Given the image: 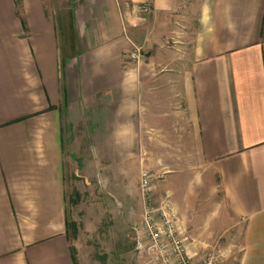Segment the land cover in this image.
<instances>
[{"label":"crops","instance_id":"crops-1","mask_svg":"<svg viewBox=\"0 0 264 264\" xmlns=\"http://www.w3.org/2000/svg\"><path fill=\"white\" fill-rule=\"evenodd\" d=\"M54 1L0 0V264H84L67 163L133 213L147 172L181 231L203 202L264 264V0Z\"/></svg>","mask_w":264,"mask_h":264},{"label":"rangeland","instance_id":"rangeland-1","mask_svg":"<svg viewBox=\"0 0 264 264\" xmlns=\"http://www.w3.org/2000/svg\"><path fill=\"white\" fill-rule=\"evenodd\" d=\"M69 1H54L57 7L54 16L56 21L62 11L58 8L68 4ZM58 10L60 11L58 12ZM194 37L193 32L192 34L190 32L187 39L177 35L175 40L169 41L168 47H181V42H183L186 44V49L191 51L194 47ZM68 155L69 153H66L67 161H69ZM84 172L85 170L82 168L77 169L76 163H70V165L67 163L66 165L67 219L76 225L77 230H73L71 236L80 247L83 263L145 264L143 255L138 251L140 238L136 231L145 215L144 208L141 209V202H134L136 213H133L127 206L128 202L112 201L102 192L99 172H91L89 181L84 178ZM136 180L137 177L132 172L130 181L136 182ZM203 190L201 187V196ZM139 192L142 200L141 178L139 179ZM111 193L113 194V192ZM117 196L114 195V197ZM202 204L203 202H200V233L181 231L182 236L187 240V245L199 257L216 251L221 252L224 264H238L241 254L239 233L228 227L225 231L216 228L215 232H205L213 217L210 211L201 208Z\"/></svg>","mask_w":264,"mask_h":264},{"label":"built area","instance_id":"built-area-1","mask_svg":"<svg viewBox=\"0 0 264 264\" xmlns=\"http://www.w3.org/2000/svg\"><path fill=\"white\" fill-rule=\"evenodd\" d=\"M152 1L142 0L140 10L143 14L151 11ZM141 56L142 51L136 48L131 60L139 62ZM141 194L145 215L136 231L140 238L138 251L143 255L145 264H224L221 252L208 253L199 260L189 254L176 213L168 203L157 205L147 172L141 174Z\"/></svg>","mask_w":264,"mask_h":264},{"label":"trees","instance_id":"trees-1","mask_svg":"<svg viewBox=\"0 0 264 264\" xmlns=\"http://www.w3.org/2000/svg\"><path fill=\"white\" fill-rule=\"evenodd\" d=\"M67 228H68V232L70 233V237H72L71 236V232L73 231V230H77L76 229V225H75V223H73V222H70L69 220H67ZM71 239V238H70ZM74 239V238H73Z\"/></svg>","mask_w":264,"mask_h":264}]
</instances>
